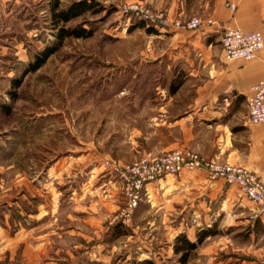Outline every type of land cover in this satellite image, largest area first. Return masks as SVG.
<instances>
[{"label":"crops","instance_id":"0c3cea01","mask_svg":"<svg viewBox=\"0 0 264 264\" xmlns=\"http://www.w3.org/2000/svg\"><path fill=\"white\" fill-rule=\"evenodd\" d=\"M140 1L165 11L172 20L199 17L203 25L197 29L152 27L153 35L169 46L162 53L152 52L147 62L153 72L161 70L166 81H136L139 88H150V94L140 91L133 101L141 100L142 105L151 102L152 112L149 122L142 120L145 127L137 121L134 151L147 154L186 147L208 159L245 166L264 180V121L246 123L253 85L264 79V46L253 59L228 60L221 43L225 27L264 33V0ZM25 2L0 0V52L12 49L26 54L30 26L16 25L23 19L18 13ZM208 19L215 24H208ZM18 103L8 91L0 94V264H50L53 260L47 259L48 241L42 224L49 214L60 211L61 187L67 180L71 197L78 203V191L87 183L88 191L92 190L94 176L87 183L80 176L90 166L80 165L77 135L71 138L69 161L57 157L32 177L17 170L16 147L32 145L42 128L27 117L30 107L22 109ZM141 136L145 140H139ZM71 171L70 179H65ZM114 190L119 197L118 189ZM142 200L169 217L181 216L178 224L164 226L169 233L165 246L169 252L180 233L197 241L198 232L213 231L185 264H264V215L254 217L256 205L242 195L239 185L211 178L204 170H185L149 183ZM90 218L93 222L97 219L96 215H88ZM145 227L135 226L133 232ZM93 243L91 247L96 248L105 246L107 240L94 239ZM158 248L157 258H161L159 250L164 246Z\"/></svg>","mask_w":264,"mask_h":264},{"label":"rangeland","instance_id":"374dc122","mask_svg":"<svg viewBox=\"0 0 264 264\" xmlns=\"http://www.w3.org/2000/svg\"><path fill=\"white\" fill-rule=\"evenodd\" d=\"M25 1L18 13L24 20L21 18L22 21L15 23L19 28L30 26L26 54L12 49L8 53L0 52V94L4 96L8 91L22 109L30 107L31 114L27 117L39 122L42 128L32 145L16 147V169L25 170L32 177L57 157L64 156L69 161L71 138L77 135L80 165L90 166L80 176L86 183L94 176L92 190L88 191L90 183H87L78 191V203L71 197L69 180L60 186V211L49 214L42 224L48 241L47 259L53 260L50 264H137L145 259L157 260L159 264H182L181 254L175 250L169 252L165 247L169 233L164 227L169 223L178 224L181 216L169 217L143 200L140 201L143 204L128 211L122 180L106 164L107 160L131 163L144 156H160L173 150L144 154L133 149L137 121L139 125L142 120L149 122L152 112L151 102L142 105L141 100L133 101L140 91L150 94L147 91L150 88H139L136 81H166L164 73L159 69L153 72L147 60L152 58V52L162 53L169 45L148 29L156 26L122 9L138 3L154 13L163 12L170 18L169 15L140 0H96L104 7L102 10L88 11L66 24L60 21L56 25L52 16L53 0ZM76 1L79 0H58V8H67ZM78 25L94 27L95 32L89 37L64 38L63 44L38 70L23 76L20 86L13 87V80L22 76L35 54L56 44L59 27ZM142 138L138 139L142 141ZM67 175L65 179H70L72 171ZM114 189H118L119 197L114 195ZM88 215H96L97 222L87 219ZM135 226L146 227L134 233ZM94 233L96 238H91ZM94 239H106L107 243L93 248ZM159 245L164 246L159 250L163 252L161 258H157Z\"/></svg>","mask_w":264,"mask_h":264},{"label":"built area","instance_id":"2783aa9c","mask_svg":"<svg viewBox=\"0 0 264 264\" xmlns=\"http://www.w3.org/2000/svg\"><path fill=\"white\" fill-rule=\"evenodd\" d=\"M232 8L235 7L231 3ZM123 12L135 15L156 27H186L197 29L203 25L202 19L193 17L183 22L171 20L163 12L154 13L143 4H131L123 7ZM208 24H215L208 19ZM225 58L253 59L264 46V33L245 31L238 27H225L221 39ZM253 93L248 100L247 124L264 121V79L253 85ZM106 164L118 174L123 183L128 211L136 208L143 198L147 185L166 174H178L185 170H204L211 178H223L228 183L240 186L241 193L256 205L254 217L264 215V180L254 171L241 165H232L208 159L186 148H176L160 156H144L131 163L107 160Z\"/></svg>","mask_w":264,"mask_h":264},{"label":"trees","instance_id":"16d2710c","mask_svg":"<svg viewBox=\"0 0 264 264\" xmlns=\"http://www.w3.org/2000/svg\"><path fill=\"white\" fill-rule=\"evenodd\" d=\"M58 6V0H53L52 16L56 25L59 24L60 21L66 24L84 15L88 11L96 13L104 8L102 5H99L96 0H79L73 2L64 9H59ZM55 28L57 29L58 27L55 26ZM148 29L153 30L152 27H148ZM94 32V27H85L84 25H78L73 28H67L66 26L59 27L56 33V44L46 46L42 51L36 53L34 60H32L22 72V76L13 80V87L20 86L23 76L29 72L38 70L47 61V59L50 58L54 52H56L61 44H63L62 42L64 38L67 36L89 37L92 36ZM172 90L174 91L175 88H172ZM11 93L14 94V90L13 92L11 91ZM211 233H213V231L210 230L198 232L197 241H191L184 232L180 233L176 237L174 250L176 253L181 254L179 259L182 264H185L191 252L203 241L205 236ZM137 264H156V262L153 259H145Z\"/></svg>","mask_w":264,"mask_h":264}]
</instances>
